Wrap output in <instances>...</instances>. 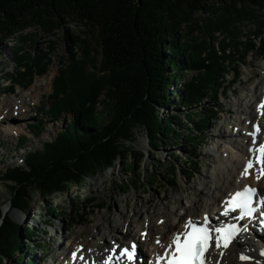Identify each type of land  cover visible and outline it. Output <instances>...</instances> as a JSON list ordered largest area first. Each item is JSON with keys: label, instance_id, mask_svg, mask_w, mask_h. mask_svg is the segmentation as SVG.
I'll return each mask as SVG.
<instances>
[{"label": "trees", "instance_id": "16d2710c", "mask_svg": "<svg viewBox=\"0 0 264 264\" xmlns=\"http://www.w3.org/2000/svg\"><path fill=\"white\" fill-rule=\"evenodd\" d=\"M252 7L264 9V0H0V44L15 41V69L4 75L10 83L5 94L18 86L28 87L37 74L49 71V52L38 53L36 33L68 32L72 25H83L92 35L91 40L74 38L69 47L72 64L57 75L51 105L43 104L45 115L53 121L67 116L65 126L41 143V149H27L23 165L10 166L5 173L12 191L11 209L30 216L34 193L48 201L99 171L114 168L121 159L130 162L126 170L137 176L135 185L142 180L139 164L148 156L133 147L139 130L147 136L150 149L166 145L172 137L176 144L188 141L193 145L187 166L192 172L203 134L214 125L217 114L213 108L197 113L191 109L206 98L218 102L221 89L229 90L227 75L233 66L239 78L232 54L245 57L256 49L264 51V43L239 41L241 34L230 29L254 21ZM226 32L235 36L223 39L219 50L213 45L215 36ZM261 33L259 29L256 34ZM65 39L70 42L71 35L66 33ZM184 71L193 74L189 82L183 81ZM175 98L190 111L184 117L186 124L181 115L162 118L159 114L160 108H171ZM175 123L186 131H178ZM46 125L44 121L33 125L34 134L41 138ZM27 141L22 139L21 146ZM178 173L173 165L170 174L175 180ZM182 173L185 177L186 171ZM132 183H127L128 188ZM3 207L0 196V264L14 262L17 255L15 264L29 262L30 247L25 248L22 235L36 238L38 231L28 228L24 233ZM70 223L81 224L75 219Z\"/></svg>", "mask_w": 264, "mask_h": 264}, {"label": "rangeland", "instance_id": "374dc122", "mask_svg": "<svg viewBox=\"0 0 264 264\" xmlns=\"http://www.w3.org/2000/svg\"><path fill=\"white\" fill-rule=\"evenodd\" d=\"M250 10L257 16L254 21L245 20L244 23L237 24L236 27L234 25L230 26V29L236 28L235 32L241 34L239 41L242 40L245 42L247 39L253 43H259L258 46H263L264 9L258 11L257 8L252 7ZM259 29H262L260 35L256 34ZM28 31L26 32L28 33ZM87 32L88 28L83 25H72L69 27L68 32L67 30H58L52 34H45L43 32L36 33L37 39H39L38 53L49 52V71L45 75L37 74L33 83L28 87L22 88L18 86L13 93L8 94H5L4 90L9 87L10 83L5 79L4 75L15 69L13 65L15 41L14 39L4 40L0 44V73L3 74V77H0V111H4L9 100L15 102L19 101L22 96H28L24 110L20 111L24 112L22 119L17 117L14 120L13 115L17 108L9 106L6 109L8 115L7 122L0 121L1 130L3 129L2 125L4 128L11 127L14 130L20 129L19 135L26 137L28 140L24 146L18 147L19 135L17 137L5 136V132L3 133L2 130V136L0 137V196L4 202V213L6 214L5 206H9L10 210L7 213L22 226L24 233V230L28 228H35L38 231V237L36 238H29L22 235L25 248L30 247V250L26 253V258L29 262L33 260L32 264L64 263L65 256L67 257L70 253V250L65 249V245L70 244L72 239L77 238V242L84 241L85 243H89L94 240L93 234L100 238L97 224L101 218L104 219L106 217L105 220H102L105 227H108L104 234L106 238L111 239V234L114 231L109 227H117L121 224L122 217L124 218V215L128 213L130 215H136L134 206L137 203H140L139 208L143 210V213H147L149 210L153 211L156 207L159 209L163 208L171 200L174 203L175 199L172 198L176 189L179 187H183L184 189V200L175 206L176 210H178L179 217L183 216L182 213L185 210H192L194 208L192 205L193 195L190 193L194 191L196 185V188L201 189L203 191L202 194L204 193L205 195V186L201 185L202 179L210 175V172L215 168L214 158L208 153L212 151L214 145L220 147L225 142L218 137V129L223 126L224 130H228V133L234 130L236 131V129H241V124L239 125L235 120L239 117L242 121H249L248 116L243 112L247 111L243 101L250 102L253 106H256L259 100L258 98L261 99L259 94L264 88V51L256 49L245 57L239 54L235 56L231 52L232 56L237 59L239 66L237 69L240 73L239 78H237V72L233 70L235 69L233 66L231 72L227 75L226 84L229 90L224 91L221 89L218 102L206 98L200 106L191 109L192 112L197 113L201 109L205 111L206 108H213L217 114L214 125L203 134L204 138L199 146L197 159H193L192 168L195 171L190 172V168L187 167L190 163V152L193 148V145L188 141L182 140L176 144L172 137L166 145L160 148L150 149L147 136L143 131L139 130L133 147L144 155H148L139 164L141 168L138 169V174L142 177L141 181L133 185L137 176H133L126 170V165L130 162L121 159L117 161L114 168L99 171L92 179L86 180L82 184L74 185L67 193L57 192L48 201H42V198L34 193L32 196V201L34 202L30 216H27L19 210L11 209L10 198L12 191L8 185L9 183L4 180V176L13 162L17 163V165H23V157L26 155L27 149H41V143L50 140L54 134L65 126L67 116H63L62 121H53L49 115H45L43 104L48 102L51 105L50 95L53 93V86L57 75L60 74L63 67L72 64L69 47L74 45V38L79 35L83 39L91 40L92 35L91 33L87 34ZM66 33L71 35L70 42H67L65 39ZM226 33L225 35L228 37L223 34H216L215 36L213 45H216L219 50L220 46L218 44L223 39H233L235 36L231 32ZM197 35L198 32H196L195 36ZM52 41L55 42L54 48L50 47ZM26 50L31 52L30 47L26 48ZM192 77L193 74L190 71H184L183 81L186 80L189 82ZM178 87L179 84L176 85V90ZM172 94L171 91L170 95ZM240 97H243V101L239 99ZM176 98L173 99L175 104H172L171 108H160L159 114L162 118L175 114L181 115L182 123L186 124L184 117L190 111L182 105H178L175 102ZM105 99V96L101 97V100ZM17 113L19 112H16V115ZM196 120H199L197 116ZM42 121L47 124V127L42 133V136L40 134V138L34 134L32 129L34 128L33 125L39 124ZM262 125H264V120L262 121ZM175 127L178 131H186L185 129L183 130L184 127H182V124L175 123ZM189 128L191 129L193 126L190 125ZM233 138L235 139V136ZM196 143H199V141L197 140ZM6 157L8 159H5ZM173 165H176L179 171L177 180L170 174ZM183 170L186 171L185 177L182 175ZM127 183H132V185H129L128 188ZM203 199L206 198L203 196ZM100 204L103 206L99 208L98 206ZM49 212L59 215L52 214V217H50ZM16 214L23 217V219H19ZM157 215L156 218L160 216L159 211ZM71 219L80 221L81 224L72 225L70 223ZM165 219L163 218L162 221H157V224L163 225L166 223ZM133 221V230L135 233L149 223L146 214L143 216H134ZM54 239L56 240L54 241ZM129 240H132V238L125 240L127 244ZM39 244H43L44 248L38 247ZM139 245L141 247L140 243ZM143 247L145 251V244L142 245ZM19 258L20 256L17 255L14 262L9 261V264H15ZM29 262L24 261L23 263L29 264Z\"/></svg>", "mask_w": 264, "mask_h": 264}, {"label": "bare ground", "instance_id": "6f19581e", "mask_svg": "<svg viewBox=\"0 0 264 264\" xmlns=\"http://www.w3.org/2000/svg\"><path fill=\"white\" fill-rule=\"evenodd\" d=\"M259 96L261 99L258 98L259 100L256 106H253L250 102L243 101V97L239 98L243 101L247 109V111H242L249 118V121H242L239 117L235 120L239 125L241 124V129H236V131L234 130L231 133H228V130H224L223 126L218 129L217 135L220 139L225 141V144L223 143L220 147L214 145L212 151L208 153L214 158L215 168L210 172V175L202 179L201 185L205 186L204 192L206 191V194H202L203 191L196 188V185L194 191L190 193L193 195L192 205L194 208L192 210H185L181 217H179L178 210H176V204L184 200L183 187L176 189L172 198L175 199L174 203L171 200L170 203L163 208L159 209L156 207L153 211L149 210L147 213H143V210L139 208L140 203H137V205L134 206L136 215H130L128 213L124 215V218L122 217L123 220H121V224L117 227H109L114 231V233L111 234V239L106 238L104 234L108 227H105L102 220H105L106 217L104 219L101 218L97 224L100 238L93 234L94 240L89 243H85L84 241L77 242V238L72 239L70 244L67 246L65 245V249L70 250V253L67 257L65 256L63 260L64 263L60 264H103L105 259L111 254L109 250L113 247V243L116 242L121 246H126L127 243L125 240L129 238L140 242L141 247L139 251L142 256L146 254V251L142 248L144 244L148 247V250H152L153 254L159 253L162 251L163 247L156 244L157 237L166 245L171 241L174 234L180 232L189 218L192 220H196V218L199 220L198 218H201V220H203L206 214L212 215L214 211L219 210V208L222 210L229 196L245 186H257L260 189V196L264 201V177L259 180L256 178L259 167L249 171V174L246 176L241 175L244 171L246 161L250 156L249 148L252 145V138H250L247 133H249L251 129L253 131V125L258 124L260 126V123L264 120V109L258 107L264 103V88ZM256 97H258V95H256ZM27 98L28 96H22L19 101L15 102L9 100L4 111H0V121L7 122L8 115L6 109L9 106L17 108L13 115L14 120H16L17 117L22 119L24 117V112L20 111L24 110ZM16 112L19 113L16 115ZM2 128L3 133L5 132V136L17 137L20 133V129L14 130L9 127L4 128L3 125ZM2 130L0 129L1 133ZM233 136H235V139ZM203 196L206 199H203ZM9 210V206H5L6 213L9 212ZM158 211L160 216L156 218L158 216ZM144 214L148 216L149 223L135 233L133 230L134 216H143ZM164 214L165 216H163ZM16 216L21 220L23 219V217L18 214H16ZM163 218H166V223L163 225L157 224V221H162ZM250 227L257 229L259 227V222L254 225L251 224ZM55 240L56 239H54V241ZM89 244L91 246L90 248ZM262 250H264L263 233H259L256 236H254V234H245L243 237L238 238L230 244L227 249L211 248L209 251V264H264V256L261 255ZM246 252L248 253L245 254ZM249 252H251L252 255L249 254ZM73 253H76L75 259L73 258ZM221 253L223 254L221 255ZM241 254L249 256L250 259L247 261L240 260ZM80 257H84V259H80ZM54 264L59 263L55 262Z\"/></svg>", "mask_w": 264, "mask_h": 264}, {"label": "snow or ice", "instance_id": "6c2138e0", "mask_svg": "<svg viewBox=\"0 0 264 264\" xmlns=\"http://www.w3.org/2000/svg\"><path fill=\"white\" fill-rule=\"evenodd\" d=\"M258 107L264 109V103ZM259 133L260 126L258 124L253 125V131L247 133L252 138V146L249 148L250 156L241 173V175H248L249 170L258 164L259 169L256 177L258 180L264 177V143L259 145L256 143ZM256 196L257 190L251 187L237 191L227 201L228 210L233 212L239 210L240 214L237 219L253 217L258 211L256 207H253V198ZM261 215L264 216V212H261ZM239 231L240 229L235 225L228 228H210L207 216L202 225L189 218L185 223L184 230L174 234L166 245L157 237L156 244L163 247L164 251L156 254L155 264H209V249L229 248L230 244L238 237ZM138 247L135 241L126 246L114 242L113 247L109 250L111 254L103 264H138L140 260ZM261 255L264 256V250L261 251ZM73 258H76V253H73ZM80 259H84V257H80ZM249 259L250 257L247 255H240L242 261Z\"/></svg>", "mask_w": 264, "mask_h": 264}]
</instances>
